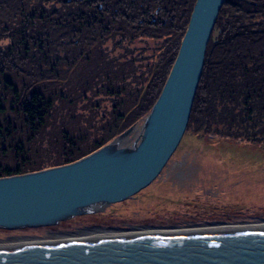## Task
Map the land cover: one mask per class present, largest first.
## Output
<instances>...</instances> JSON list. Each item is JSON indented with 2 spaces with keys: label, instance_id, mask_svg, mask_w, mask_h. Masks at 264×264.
I'll list each match as a JSON object with an SVG mask.
<instances>
[{
  "label": "trees",
  "instance_id": "1",
  "mask_svg": "<svg viewBox=\"0 0 264 264\" xmlns=\"http://www.w3.org/2000/svg\"><path fill=\"white\" fill-rule=\"evenodd\" d=\"M253 1L226 0L222 5L207 44L186 129L195 127L204 133L247 142L264 141V0ZM194 2L0 0V35L12 39L9 47L0 48V69L7 65L9 70L19 72L17 59L24 64L28 58L30 64L25 68L29 67L31 78L20 89L5 81L6 92L13 96L11 105L15 106L12 108L16 120L39 132L50 116L58 84L64 85L66 91L60 94L62 101L69 98L67 104L82 101L88 106L87 117L84 121L79 118L80 123L86 121L87 125L72 129L65 123L54 133L48 147L38 153L31 147L24 150L20 140L10 144L15 156L25 152L29 158L18 159L13 166L0 164V177L76 161L148 113L176 57ZM166 37L179 43L170 65L164 60L165 50L157 47V54L148 55L152 62L143 63L147 48L137 44L159 42ZM76 70L81 72L73 84ZM104 97L112 101L109 106L103 104ZM4 111V98L0 95V113ZM18 131L22 129L0 122L1 140L14 137ZM219 223L225 222L183 226ZM175 226L179 225L165 227Z\"/></svg>",
  "mask_w": 264,
  "mask_h": 264
},
{
  "label": "water",
  "instance_id": "2",
  "mask_svg": "<svg viewBox=\"0 0 264 264\" xmlns=\"http://www.w3.org/2000/svg\"><path fill=\"white\" fill-rule=\"evenodd\" d=\"M225 1L195 0L135 144L114 145L126 141L131 125L76 161L0 177V228L53 225L130 198L155 180L187 127L207 44ZM0 264H264V225L2 242Z\"/></svg>",
  "mask_w": 264,
  "mask_h": 264
},
{
  "label": "rangeland",
  "instance_id": "3",
  "mask_svg": "<svg viewBox=\"0 0 264 264\" xmlns=\"http://www.w3.org/2000/svg\"><path fill=\"white\" fill-rule=\"evenodd\" d=\"M11 44L10 37L0 39V48L3 50ZM178 45V41L167 37L159 42L148 40L147 43L137 44L147 48L143 53L146 57L142 59L143 63L152 62V57L148 59V55L165 50L164 60L167 65H170L168 62L174 58ZM23 61L24 64L21 60H16L21 66L18 67L19 72L9 70L7 65L0 69V95L4 98L5 106V111L0 113V122L4 126L6 122L11 123L16 130L22 129L16 132L14 137L0 139L2 165L13 166L18 159L29 158L25 152L20 153L18 157L15 156L10 144L16 140L23 143L24 150L27 151L31 147V150H37L35 153H38L48 147L54 133L65 123L72 129L79 125H87L86 121L85 124L79 122V118L84 121L87 117L86 102L80 101L72 105L67 104L69 98L62 101L60 94L65 89L64 85L59 84L54 90L57 95L54 97L50 116L39 132H33L29 127L22 125L19 119L16 120L17 114L12 108L15 106L11 105L13 96L6 92L4 85L8 81L20 89L22 83L31 78L29 67L25 68L30 65L29 59L25 58ZM40 64L45 67L43 60ZM162 66L164 67V63ZM80 72V70L74 72L73 84L80 76ZM48 82L50 87L51 82ZM27 83L30 84V81ZM11 88L10 91L14 86ZM104 98L103 104L109 106L112 101L108 97ZM73 109L75 111L72 112ZM146 114L133 124L135 127L122 146L131 147L138 140ZM35 153L31 154V157H34ZM237 220L264 222V141L247 142L225 138L190 127L185 130L176 150L155 180L130 198L104 205L93 212L78 214L53 225L0 228V236L13 232L37 235L43 232L76 234L85 229L103 227L114 230L120 228L124 231L138 226L162 229L168 225L183 226L187 223L211 221L225 222L219 224L226 225Z\"/></svg>",
  "mask_w": 264,
  "mask_h": 264
},
{
  "label": "bare ground",
  "instance_id": "4",
  "mask_svg": "<svg viewBox=\"0 0 264 264\" xmlns=\"http://www.w3.org/2000/svg\"><path fill=\"white\" fill-rule=\"evenodd\" d=\"M125 142L124 138H120L115 141V146L120 147ZM92 208H97V205L91 206ZM251 225H264V222H240L233 224H205L200 226H175V227H146L138 226L132 227L131 229H108V228H94L85 229L76 234H61L57 233L56 236H34V235H23L20 233H6L0 236V243L2 242H18V241H33V240H49V239H65V238H81V237H96V236H112V235H125V234H138V233H150V232H163V231H175V230H190V229H206V228H221V227H236V226H251ZM59 234V235H58ZM10 236V237H8Z\"/></svg>",
  "mask_w": 264,
  "mask_h": 264
},
{
  "label": "flooded vegetation",
  "instance_id": "5",
  "mask_svg": "<svg viewBox=\"0 0 264 264\" xmlns=\"http://www.w3.org/2000/svg\"><path fill=\"white\" fill-rule=\"evenodd\" d=\"M252 3H254V1L253 0H250Z\"/></svg>",
  "mask_w": 264,
  "mask_h": 264
}]
</instances>
